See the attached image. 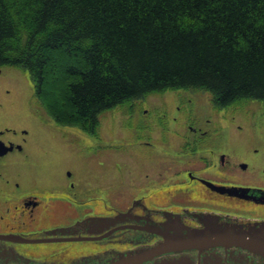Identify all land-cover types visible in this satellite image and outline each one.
<instances>
[{"label":"flooded vegetation","instance_id":"obj_1","mask_svg":"<svg viewBox=\"0 0 264 264\" xmlns=\"http://www.w3.org/2000/svg\"><path fill=\"white\" fill-rule=\"evenodd\" d=\"M175 93L171 104L162 96L160 104L149 108L143 107L148 105L145 102L132 105L120 121L104 128L100 122L87 133L98 142H109L111 135L126 140L135 132L136 147L147 151V160L160 164L144 175L150 180L147 188L130 178L126 198L125 187L75 180L65 168L40 174L41 165L33 159L40 155L42 167L50 168L48 151L54 139L29 129L0 126V264H111L120 255L163 242L155 231L176 216L193 228L201 227L200 215H215L226 222H264V186L243 181L240 174L252 175L254 170L233 156V147L244 146L245 140L222 134L224 125L215 117H194L192 95L184 90ZM119 107L108 111L123 109ZM224 109L210 106L205 113ZM172 110L178 116L170 119L173 131L168 135ZM66 140L57 139L62 148H71ZM257 153L255 149L253 157ZM27 166L33 169L29 174ZM261 170L264 179V167ZM160 190L166 192L158 195ZM141 264L264 262L244 249L218 246L167 252Z\"/></svg>","mask_w":264,"mask_h":264},{"label":"trees","instance_id":"obj_2","mask_svg":"<svg viewBox=\"0 0 264 264\" xmlns=\"http://www.w3.org/2000/svg\"><path fill=\"white\" fill-rule=\"evenodd\" d=\"M26 71L56 124L90 133L113 108L199 89L264 101V0H0V68Z\"/></svg>","mask_w":264,"mask_h":264},{"label":"rangeland","instance_id":"obj_3","mask_svg":"<svg viewBox=\"0 0 264 264\" xmlns=\"http://www.w3.org/2000/svg\"><path fill=\"white\" fill-rule=\"evenodd\" d=\"M177 91L183 92V90H173L153 93L142 99L123 104L119 107V109H123L119 111H106L100 116L101 127L108 126L114 120L116 122L120 121L121 119H118L125 116L124 112L128 113V107L132 105L137 106L145 102L148 105H143V107L147 106L149 108L160 104L162 96L166 98L167 103L171 104L173 93L180 94ZM184 92L192 95L190 99L192 106L195 108L194 117H215L224 125V128L221 129L222 134L228 136L230 134L240 135L239 138L245 140L244 146L233 147V156L238 158L236 159L238 162H246L249 169L254 171H251L252 175H249V173L240 174V178L243 181H250L264 186V179L261 178V169L264 167V101H245L230 105L224 111L206 114V109L214 106L210 94L199 89H186ZM177 116V112L172 110L168 113L167 118L170 121L171 118L175 119ZM173 123L171 121L168 123L166 130L168 135L171 130L173 131ZM0 126L29 129L31 133L42 134L43 137L54 139V143H50L51 147L48 151L53 163L48 165L50 168L44 165L43 169L40 155H37L35 160L33 159L35 165H41L38 170L40 174L49 173L52 168H56V170L65 168L66 174L70 173L75 180H91L101 185L108 183L110 186L115 184L121 186V188L125 187L123 188L124 197L130 192L129 187H127L130 178L136 179L139 187L147 188L150 180H146L144 175L146 172L150 173L155 167L160 166L159 163L155 165L154 163L157 162H153L151 158L148 160L145 158L147 151L144 152L136 147L137 142H134L136 140L135 132L129 134L131 137L126 140L111 135L109 142H104V139L98 142L76 127L56 124L40 109L34 100L33 86L29 74L15 67L0 68ZM231 127H233V130ZM121 132L128 134L126 131ZM64 138L67 139L68 143H71V148L65 149V147L62 148L59 145L57 139ZM174 149L175 146L173 148L175 152ZM255 149L258 150V153L256 157H253ZM72 151L73 156H68ZM128 170H130V174ZM32 171L33 169L28 166L25 168L27 174ZM42 177L45 180H51L47 175ZM157 188L162 187L158 184ZM162 191L166 192L160 190L158 195Z\"/></svg>","mask_w":264,"mask_h":264},{"label":"water","instance_id":"obj_4","mask_svg":"<svg viewBox=\"0 0 264 264\" xmlns=\"http://www.w3.org/2000/svg\"><path fill=\"white\" fill-rule=\"evenodd\" d=\"M201 227L183 225L176 217L156 229L163 239L158 245L137 251L134 254L120 255L111 264H141L167 252L203 250L209 247H237L259 256L264 262V222L238 223L220 220L215 215L197 216ZM26 243H39L40 240H24Z\"/></svg>","mask_w":264,"mask_h":264},{"label":"bare ground","instance_id":"obj_5","mask_svg":"<svg viewBox=\"0 0 264 264\" xmlns=\"http://www.w3.org/2000/svg\"><path fill=\"white\" fill-rule=\"evenodd\" d=\"M115 215V214H114ZM110 216V215H109ZM37 236V235H36ZM32 237V236H31ZM6 242V241H4ZM58 242V241H57ZM41 243V242H40ZM45 244V243H44ZM83 244V243H82ZM85 244V243H84ZM56 245V244H55ZM60 246V245H59ZM81 247V246H80ZM79 248V247H78ZM83 248V247H82ZM80 249V248H79ZM30 259V258H29ZM49 259V258H48ZM51 260V259H50Z\"/></svg>","mask_w":264,"mask_h":264}]
</instances>
